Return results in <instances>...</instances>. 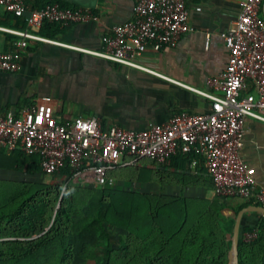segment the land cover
Wrapping results in <instances>:
<instances>
[{
  "label": "built area",
  "instance_id": "2783aa9c",
  "mask_svg": "<svg viewBox=\"0 0 264 264\" xmlns=\"http://www.w3.org/2000/svg\"><path fill=\"white\" fill-rule=\"evenodd\" d=\"M132 1L133 19L113 27L104 38V49L95 51L46 39L35 31L45 23L64 27L88 22L93 17L92 10L59 5L28 10L27 0H0L1 7L22 18L31 29L0 28L21 38L13 51L0 52V73L17 72L18 49L26 48L28 40H35L175 81L140 64L137 58L148 49L159 52L175 48L183 36L195 31L187 0ZM263 3L264 0H241L240 15L223 34L229 51L228 66L217 77L207 80L210 90L181 84L211 101L209 113L183 112L164 124L135 132L117 125L105 128L98 116L79 117L61 124L28 107L19 114L8 111L0 115V149L38 156L46 176L67 169L71 179L98 186L108 184L113 170L147 161L169 166L175 157L193 153L203 159L217 197L254 200L264 206V187L257 183L255 168L240 155L245 120L264 122V20L260 16ZM197 164L195 159L190 168L196 170ZM256 237V233L245 236L246 240Z\"/></svg>",
  "mask_w": 264,
  "mask_h": 264
},
{
  "label": "crops",
  "instance_id": "0c3cea01",
  "mask_svg": "<svg viewBox=\"0 0 264 264\" xmlns=\"http://www.w3.org/2000/svg\"><path fill=\"white\" fill-rule=\"evenodd\" d=\"M59 2L65 6L62 8L90 9L93 17L88 22L64 27L45 23L35 31L46 39L77 48L103 50L104 38L111 34L112 28L134 16L132 0H27V8L38 9L59 5ZM187 4L195 31L183 36L175 48L159 52L148 49L137 58L140 64L176 82L71 48L28 40L26 48L18 49L19 70L0 73V115L8 111L19 114L30 107L54 117L61 124L79 117L98 116L105 128L117 125L128 131L141 132L164 124L183 112L209 113L211 101L182 85L210 90L207 80L226 70L229 51L223 34L237 20L242 4L241 0H187ZM9 16L10 13L0 6V28L21 30ZM260 16L264 20V3ZM27 29L28 26L24 30ZM16 38L21 41L20 37L0 29V52L16 49L17 42H13ZM243 142L240 155L255 168L257 183L264 187V122L247 118ZM144 163V170L156 174L154 181H109L110 188L205 198L212 205L225 207L222 214L226 217L227 230L233 223V228L235 226L236 210L249 202L217 197L213 189L206 191L199 184L196 187L184 185L185 178L188 181L197 176L199 163L196 170L187 165L185 173L171 165L165 166L161 168V176L158 166L150 161ZM197 180L206 182L204 175ZM244 218L245 225L258 221V216L253 213ZM231 236L233 234L228 235L230 241Z\"/></svg>",
  "mask_w": 264,
  "mask_h": 264
},
{
  "label": "trees",
  "instance_id": "16d2710c",
  "mask_svg": "<svg viewBox=\"0 0 264 264\" xmlns=\"http://www.w3.org/2000/svg\"><path fill=\"white\" fill-rule=\"evenodd\" d=\"M9 20L21 30L27 26L11 13ZM195 159L197 176L185 178L183 184L212 190V178L202 158L181 154L171 166L185 173ZM142 164L146 163L111 171L109 181H154L156 174L144 170ZM0 171L46 176L39 157L22 150L8 153L0 149ZM202 175L206 182L197 180ZM249 206L262 204L246 202L236 214ZM223 208L205 198L74 183L67 169L49 181H0V264H229L232 242L228 235L233 233L234 223L227 230ZM253 214L258 216L255 224L245 225V218L242 221L239 264H264V217ZM252 233L257 237L246 240Z\"/></svg>",
  "mask_w": 264,
  "mask_h": 264
},
{
  "label": "water",
  "instance_id": "95a60500",
  "mask_svg": "<svg viewBox=\"0 0 264 264\" xmlns=\"http://www.w3.org/2000/svg\"><path fill=\"white\" fill-rule=\"evenodd\" d=\"M249 213H258L262 217H264V206H249V207L242 209L236 215L234 232L231 238L232 245H231V249L229 252V264H239L238 254H239V239H240L241 225H242V220L244 218V215L249 214Z\"/></svg>",
  "mask_w": 264,
  "mask_h": 264
},
{
  "label": "rangeland",
  "instance_id": "374dc122",
  "mask_svg": "<svg viewBox=\"0 0 264 264\" xmlns=\"http://www.w3.org/2000/svg\"><path fill=\"white\" fill-rule=\"evenodd\" d=\"M50 177L51 176H44L43 174L35 175V176H29V175H24V174H18L16 172H12V171H0V181H7V182H34V181H37L39 179L49 181ZM63 180L67 181L68 179H63ZM72 181L74 183H77L76 180L72 179ZM110 185L112 186V184L110 182H108L107 186L110 187ZM116 230L118 232H120L123 236H126V232H124L123 230H120V229H116Z\"/></svg>",
  "mask_w": 264,
  "mask_h": 264
}]
</instances>
